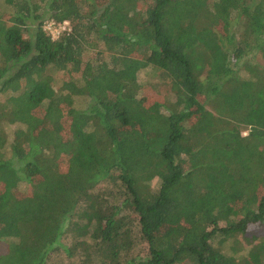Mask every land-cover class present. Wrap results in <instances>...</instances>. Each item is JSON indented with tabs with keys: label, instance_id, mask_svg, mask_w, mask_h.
I'll list each match as a JSON object with an SVG mask.
<instances>
[{
	"label": "trees",
	"instance_id": "1",
	"mask_svg": "<svg viewBox=\"0 0 264 264\" xmlns=\"http://www.w3.org/2000/svg\"><path fill=\"white\" fill-rule=\"evenodd\" d=\"M59 259L264 264V0H0V264Z\"/></svg>",
	"mask_w": 264,
	"mask_h": 264
},
{
	"label": "rangeland",
	"instance_id": "2",
	"mask_svg": "<svg viewBox=\"0 0 264 264\" xmlns=\"http://www.w3.org/2000/svg\"><path fill=\"white\" fill-rule=\"evenodd\" d=\"M45 29L48 32V34L52 36V38L54 40H58L61 37V35L64 32L70 30L71 27L69 24L68 25H65V24L58 25L54 22H48L46 24ZM249 57H254V58H256V60H258V58H259L258 55L253 56V54H250ZM153 73L154 72L152 70H149V69L143 70L140 73L141 81H152V82L157 83V85H158L157 90L161 93L160 96L163 97L164 95H167V93L169 92L168 86H166V83L160 81L158 77H155ZM60 78H61V76H59L58 80L56 81V88H60V86H61ZM148 93H150L152 96L156 95V92H148ZM13 131L14 132L16 131V127L10 128V132L13 133ZM245 133L247 134V132H245ZM58 261L60 264H66L67 263V262H64L63 259H59Z\"/></svg>",
	"mask_w": 264,
	"mask_h": 264
},
{
	"label": "built area",
	"instance_id": "3",
	"mask_svg": "<svg viewBox=\"0 0 264 264\" xmlns=\"http://www.w3.org/2000/svg\"><path fill=\"white\" fill-rule=\"evenodd\" d=\"M65 25H68V23H65Z\"/></svg>",
	"mask_w": 264,
	"mask_h": 264
}]
</instances>
